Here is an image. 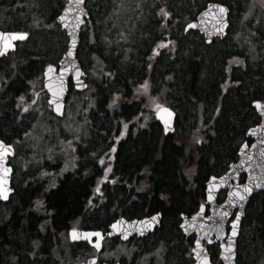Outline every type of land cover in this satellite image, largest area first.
Masks as SVG:
<instances>
[{
	"label": "trees",
	"instance_id": "obj_1",
	"mask_svg": "<svg viewBox=\"0 0 264 264\" xmlns=\"http://www.w3.org/2000/svg\"><path fill=\"white\" fill-rule=\"evenodd\" d=\"M6 1L0 2V10L5 9V15L12 20L7 25L8 31L20 32L29 28V23L22 19L21 11L10 7L18 0L8 2V6ZM185 1L189 5L185 13L188 16V12L195 14L202 9V5L208 0ZM234 2L230 0L226 3L234 6ZM157 10L158 5H145L144 17L139 22L131 23L132 33L127 32L120 21L116 25L112 24L109 18L111 15L103 23L94 22L92 29L103 40V47L99 49L101 51L94 53L99 57L97 63H103L102 67L98 65V75L99 71L103 75L100 83H97L98 92H111L107 95L108 99L109 95L126 96L131 89L143 82L150 84L154 101L159 98L161 103L157 104L172 107L177 112V125L178 119L180 123L188 122V134L175 131L174 135L165 136L154 120V105L144 108L143 103H122L112 111H107L110 114L107 117L110 128L102 135L103 145L96 149V163L90 162L89 157H85L81 151L78 154V150L72 157L78 160L79 155L83 156L86 161L80 160L81 162L96 168L94 175L99 177L98 191L107 199L92 215L89 216L88 213V218L80 219L79 223L89 229L106 231L119 216L138 218L160 212L163 214L162 226L158 233L159 239L152 247L164 245L168 258L171 252L175 254V246L179 245L183 250L184 241L176 231L178 212L195 211L204 197L206 181L211 176L224 174L227 167L237 160L241 141H247V129L259 123L252 102L263 101L264 93L256 91L255 86L260 82L252 75L255 71L243 69L245 64L243 67L237 65L242 68L241 74L235 72V66L228 68L226 74L219 68L216 73L219 78L216 79L209 68H206L214 54L195 35L172 31L177 36V55H163L161 62L156 57L150 59L151 42L154 44V41H163L171 34L170 31H161L160 23L148 21ZM232 12L234 13L233 9ZM122 31L126 34L123 43L118 41ZM145 40L150 43L146 44ZM144 44L148 49L145 53ZM221 44L222 42L219 45ZM90 49L91 47L88 48ZM93 51L96 50L92 48L91 52ZM86 52L87 50H83L82 53ZM23 59L30 62L34 57L29 53ZM221 59H225V64L227 63L225 57ZM96 61H92L91 57L89 62L95 64ZM160 63L164 69L156 72ZM16 66V70L13 68V75L20 76L24 66ZM149 66L153 68L150 70ZM168 67H172V70ZM243 75L245 79L250 77L252 82L247 85ZM144 88L150 90L148 85ZM5 90H0V95ZM102 104L107 106L109 103ZM0 114L3 115H0V120L3 121L7 113ZM134 118L137 120H133ZM141 119L145 126L137 123ZM56 125L58 127L59 123L56 122ZM190 138L197 139L190 144ZM25 143L33 152L29 155L26 150L19 149V155L27 168L37 169L22 174L24 180L21 181V186H16L17 190L10 203L3 206L9 209L0 214V264H70L69 260L77 256L75 251L78 248L71 246L65 237H59L54 230L67 226L74 217L86 213L84 201L92 182H72L65 178L57 184L59 187L55 186L57 188L52 190L54 182L41 176V168L57 165L55 159L52 164L44 162L45 154L51 147L47 143H54L55 146L59 145L58 141L44 142L45 149L41 147V152L38 153L35 152L38 147L30 139ZM189 175L192 176L190 180ZM189 182L192 183L193 192L189 191ZM48 189L50 193L43 198L41 190ZM37 201H40L38 203H41V208H35ZM43 211L46 214L44 216L51 215V218L44 217ZM243 227L255 249L258 246L262 249L258 257L250 260L251 264H264V192L251 200ZM249 251L251 253L252 250ZM179 252L176 257L170 256L168 262L185 263L184 254Z\"/></svg>",
	"mask_w": 264,
	"mask_h": 264
},
{
	"label": "rangeland",
	"instance_id": "obj_2",
	"mask_svg": "<svg viewBox=\"0 0 264 264\" xmlns=\"http://www.w3.org/2000/svg\"><path fill=\"white\" fill-rule=\"evenodd\" d=\"M1 1L3 2L4 0H0V2ZM11 1L15 0H7L6 5ZM176 1L178 8L177 19L183 18L182 20L187 23L188 19L194 14L188 12L189 18L186 16L182 17L188 11L189 6L187 5L188 2L185 0H86L85 8L89 13V19L82 30L81 43L78 52L82 53L83 50L89 52V55H87V52L85 54L82 53L81 58H79L82 62L83 68L87 72L89 85L96 87L97 83L99 84L101 81V76H103L101 75V71H99L100 75H98L95 74L93 69V67L99 69V66L102 67L103 63L98 62L90 64L89 62L91 57L94 56V53L103 47L101 35H97L96 31L94 32V29H92L94 22L97 21L98 23H103L107 20L108 15H111L109 18L112 24L116 25L120 21L122 23L120 25L124 24L127 32L132 33L133 29L130 28L131 23L139 22L142 17H144L145 5L150 7L152 5L154 6L165 3L168 4V6H165L171 9L175 8L174 5L176 4ZM225 1L230 2V0ZM231 1L235 2L233 3L234 6H231L234 13H232L231 18L229 19L230 27L228 36L221 41V45H219L221 42L216 41L213 45L209 46V51L214 54V57L208 61L209 66L207 65L206 68H209V71L213 76L218 79L219 76L216 75V73L219 72L217 71L219 68L226 74L228 68L231 69V67L235 66V72H240L241 74L243 71L240 67H243L245 64L243 69L248 68L250 71H255L252 75L260 82L255 86L256 91L264 93V0ZM65 3L64 0H18L16 3L10 5L12 9L21 11L23 21L29 23V28L26 27L25 30L22 29L17 33H27L29 38L27 41L21 43V46L16 51L18 54L16 57L14 55L10 60L7 57L0 60V90L6 89L7 86H5L4 83L8 81L11 82V86L13 85L12 87L8 86L5 93L0 95V113H3V110L6 112L11 110L10 113L14 111L13 114L15 117L13 118H15L17 124H14V126L12 125L7 129H2L4 133L11 138V143H14L15 140H19L18 137H20L19 134L21 132L29 135L30 142L38 147L37 151H35L37 153L38 151L41 152V147L42 149L45 147L44 142L46 141L44 137H49V141L57 140L58 143H62V148H60L59 145H55L53 148L48 149L45 154L46 162L44 163L52 164L55 159L57 165H59V161L62 160L63 166L66 168L74 165L72 155L75 156L77 153V147H79L78 142L84 147L89 145L90 148L95 147L96 144L97 147L103 145L102 135L110 128L108 124L109 120L107 118L110 114L107 111H112L111 109L122 103H118L119 100H116V97L112 95H109L108 101L107 95L111 92L108 94L106 92H98L97 85V94L95 96L89 97V93L85 95L83 93L76 98L78 99L76 101L74 95L70 98L65 110V116L62 119L55 120L59 123L58 127L55 122L51 121V116L49 117L47 114L48 108L42 105L45 97L42 93V86L40 85V73H42L46 64L58 62L66 52L68 43L66 33L58 24H56V18L58 17L59 12L64 8ZM5 13V9L0 10V29L2 31H7V25L12 21L5 15ZM196 15L197 13L194 16ZM148 21L160 23L159 17L156 13H153ZM177 25V30L180 34L182 33L180 32L181 27L184 29L185 25L182 24V26L181 23H177ZM160 29L161 31L164 30V27H162L161 24ZM166 29H168V27H166ZM190 34L193 35L195 33L191 32ZM125 36V31H122L119 35L118 41L123 43L125 41ZM145 43H150V41L146 42L145 40ZM144 46L145 48L143 49V52L145 53L148 49L147 45L144 44ZM167 46L168 51H170L169 44H167ZM239 46H241V48ZM89 47L96 51L91 52V49L88 50ZM19 52L21 53L19 54ZM224 52L226 53L224 54ZM29 53L33 55L34 59L27 62L23 58L28 56ZM232 55L234 56L232 57ZM221 57L227 59L226 64L225 59H221ZM143 59L146 61L145 57H143ZM164 60H167V58ZM17 64L24 66V69L20 72V77L24 78L22 80L19 76L13 75V68L16 70ZM138 64L141 65V62H138ZM163 65L165 66V64ZM162 68V66H157L156 69L157 71H161ZM168 69L172 70V67H168ZM222 71L221 74L223 75L224 73ZM14 73L16 72L14 71ZM243 78L245 79L244 75ZM250 81V77L245 79L247 85ZM211 82H213V80ZM24 86H26V88H24ZM25 89L27 91H32L29 97L28 93L24 92ZM110 89L111 88L108 90ZM35 99L37 100L34 103ZM91 99H95L96 105L95 102H91ZM114 101L117 103L115 104ZM155 101L156 103H143V107L149 108L152 105L155 106V104L160 102L161 99L158 98ZM31 103H33V105ZM102 103L109 104L104 106ZM5 104L8 105L2 108ZM183 115L184 114L182 113V117ZM86 118H90L91 127H85L87 123ZM48 119H50L49 122H51L52 125H50ZM178 124L176 132L179 131L180 133L187 135L188 122L182 121L180 123L178 119ZM80 128L83 129L81 130ZM182 134H179V136ZM88 139L90 143L88 142ZM179 139L182 140L181 138ZM196 139L197 138H190L189 143H195L194 140ZM25 149L32 154L29 147H26ZM14 159L12 165L15 162L16 172L13 176V186L14 188L17 186L18 188L24 180L22 174H26L29 170L35 171L37 168H27V165H24L21 159L18 158V161H15L17 159ZM35 164L39 166L37 163ZM54 165L56 164H53V166ZM47 170L48 169L41 168V176L47 177L49 181L50 173H52V171L49 173ZM53 176L55 177L56 175ZM2 207H0V214H3L9 209L7 207ZM35 208H41V205L35 204ZM240 241L241 262L242 264H251L252 261L250 260L254 257H258V255L261 254L262 249H255V245L251 242L245 227L241 229ZM82 250L84 249H80V251ZM249 250H252L251 253ZM75 254H79V251H75ZM69 262L70 264H74L76 262L75 258L72 257Z\"/></svg>",
	"mask_w": 264,
	"mask_h": 264
},
{
	"label": "water",
	"instance_id": "obj_3",
	"mask_svg": "<svg viewBox=\"0 0 264 264\" xmlns=\"http://www.w3.org/2000/svg\"><path fill=\"white\" fill-rule=\"evenodd\" d=\"M67 3L64 9L59 14L56 19V23L65 30L66 36L68 38L67 50L63 55L62 59L57 65L48 64L44 67L43 71V85L48 94V104L52 107L53 114L56 117H62L65 110V102L68 96L69 82L73 84V88L77 92H84L87 89V84L85 81V72L77 58V49L80 44L81 30L86 23V19L89 17V13L85 8V0L82 3L77 4V0H66ZM220 7L226 9L224 13L219 11ZM228 7L219 3H210L207 7L198 15L197 20L188 24L186 30H197L203 34L206 38V43L211 44L215 38L223 39L227 35L228 28ZM61 17H64L62 20ZM194 25V27H190ZM2 33H11L3 32ZM28 39V34L23 40H15L12 43L15 45L14 48L8 49L0 58L8 55L10 52L16 50V44L20 41ZM75 41V43H73ZM2 43V42H0ZM71 51L72 55H68ZM51 66L52 71H49ZM56 95H53V92ZM259 102L262 107L257 108L256 104ZM57 105H59V110H57ZM252 107L260 118V123L254 127L247 130L246 138L251 140V144L244 143L238 151V161L232 163L229 166L227 173L221 177H210L206 183V204L209 205V215L205 216L206 206L200 208V210L194 214L192 217H183V222L181 223L180 229L186 235H195L196 240L194 248L192 250L193 264H201V260L204 256L208 259V264L210 262V256L203 245L204 240L210 241L211 238H215V241L223 240L227 237L226 244L221 247V260L223 264H236V248L237 239L239 237V232L241 228V222L245 217L246 208L251 200V198L260 192L264 191V102L256 100L252 103ZM172 113L169 124L166 126L164 121L160 119L158 112L156 110V120L161 125L163 132L166 136L172 135L175 132L176 125V113L169 107ZM255 133V134H253ZM1 141V140H0ZM4 143V142H3ZM247 144L248 147L244 148ZM4 145H6L4 143ZM254 145V146H253ZM8 146V145H6ZM14 155L13 148L11 147L10 153L0 161V168H10L11 171L7 177L6 187L9 189L8 198H0V203L8 204L10 198L13 194V189L11 187L13 169L8 165L9 158ZM245 177L243 183H239L241 177ZM247 186L251 188V192L246 195V199L240 201L232 195L236 191L243 192L244 187ZM227 191V198L222 204H217V196L220 192ZM238 209L236 215L239 216V220L236 223V235L232 236V225L233 220L230 224V232L227 235L226 226L227 222L232 215V213ZM227 212L228 215L225 217L222 214ZM156 217L155 221L152 217ZM235 217V218H236ZM147 221V224L141 223ZM161 214H155L148 216L141 220H127L125 218L117 219L113 224L117 225V228H113L112 225L109 228V232L104 234L102 231H85L77 230L81 234V238L78 240H73L71 237V231H69L68 236L71 243H91L93 239H96L92 243V246L100 252L103 248V241L105 239L117 238L119 237L121 241L126 242L129 239L137 236L138 238L147 237L149 234L155 232L156 229L160 228ZM223 228V233L219 234L218 230ZM87 232H99L101 237H93L91 242L83 238V233ZM229 240L232 241L233 252L228 253L225 251V247L228 245ZM196 241L200 242L201 247H197ZM98 242L100 247L97 248L95 243ZM200 253V257H197V253ZM225 256H229V259H224ZM82 264H98L97 258H90L85 263Z\"/></svg>",
	"mask_w": 264,
	"mask_h": 264
},
{
	"label": "flooded vegetation",
	"instance_id": "obj_4",
	"mask_svg": "<svg viewBox=\"0 0 264 264\" xmlns=\"http://www.w3.org/2000/svg\"><path fill=\"white\" fill-rule=\"evenodd\" d=\"M211 2H214V3H218L219 2V3L223 4V5H226L228 7V10H229L228 20L231 18L232 13H233L231 6H233V5H231V4L228 5L226 2H224L222 0H218V1H216V0H213V1L210 0L209 1L208 0L207 2L204 3L205 5H202L203 6L202 9L197 10L198 14L204 8H206L207 5L209 3H211ZM165 5L168 6V4H165V3L164 4H158V10L156 11V14L159 17L160 24L162 25V27H164L163 31L165 33L170 31L171 34L166 36V38L163 41L162 40H159V41L157 40V41H154L155 42L154 44L151 43V45H150L151 48L150 49L152 51V54H151L150 59L156 57L157 60L159 62H161V59L163 58V55L166 56L168 53H170L171 55H174V56L177 55L178 46H177V36L175 34L176 32H178L177 23H181V25L182 24L185 25L184 29H182V27H181V31L180 32H183V34H186V35H191L190 33L194 32L195 34H193V35L197 36L198 38H201V40H203V42L208 47L213 45L214 42H216V41H219V42L223 41L228 36L229 28L227 30V36L224 39H218L216 41L213 40L212 44H207L205 36L202 35L200 32L194 31V30H188V31L186 30V26L189 23H191V22L196 20L198 14L196 16H194V15L197 13V11H196V13L193 16H191L192 18L191 17L189 18L186 14H184V16H182V17L187 16V18H189L188 22L185 23V21L182 20L183 18H181V19L178 18L177 19V17H178L177 1H176V4L174 5L175 8H171L170 9L169 7H166ZM162 10H163V12H162ZM164 12H167L168 15L165 16L163 14ZM166 27H168V29H166ZM229 27H230V22H229ZM172 31L175 32V33L172 34ZM21 43H19L17 45V49H19V47L21 46ZM167 44H169L170 51H168ZM16 54L17 53L14 52V53L8 54L6 57L10 60L11 57H13ZM79 58H81L80 53H79ZM97 59L99 60V57L97 55L92 56V60L94 62ZM159 62H157V63H159ZM96 63H97V61H96ZM155 65H156V63H155ZM157 66H162V64L160 63ZM152 68H153V66H149L150 70ZM93 69H94L95 74H98V68L97 67H93ZM83 70H84L85 75H86L85 80H86V84H87V89L84 92H77V91H75L73 89L72 84L70 82L69 90H68V96H67V100H66V107H67V103H69V100H70L71 97H73V95L75 96V101H76V100H78L76 98L78 96H81L83 93H84V95L89 93L90 94L89 97L95 96L97 94L96 93V87L89 85L87 72H86V70L84 68H83ZM161 71H162V69H161ZM156 72H157V70H156ZM40 74H41L40 75V79H41V84L40 85L42 86V93L44 94V97H45L44 98V103H46V104L43 103L42 105H44V107L46 106V108H48L47 109V114L49 115V117L51 116L50 117V118H52L51 121H53V120L55 121V120H57V118L54 117V114L52 112L51 106L48 104V94H47V92H46V90L44 88V85H43V79H44L43 71ZM20 79L22 80L24 78L20 77ZM4 85L7 86V87L11 86V82L8 81V82L4 83ZM147 85L150 87V90H148V91L145 90V88H144ZM24 88H26V86H24ZM35 88H37V87H35ZM151 90H152V86L150 84H146L145 82H143L142 84H139L138 87H136L135 89H131L130 93L127 94L126 96L120 94V96L117 95L115 97H116V100H119L118 103H146L147 101H152L153 102L154 98H153V96L150 93ZM24 92L28 93V97L32 93V91H30V90L27 91L26 89H25ZM36 100L37 99H35L34 103L36 102ZM91 102L92 103L95 102V105H96L95 99H93V100L91 99ZM114 103H117V102L114 101ZM154 103H155V101H154ZM157 103H161V102H157ZM31 104L33 105V103H31ZM152 108H153L152 110H155L156 106H153ZM10 111H7V112L5 111L7 113L5 119L3 121L0 120V138L3 141H5L6 143H8L9 145H11L13 147V149H14L15 154H14V157L10 160L9 165L13 168V171H14V174H15L16 165H15V162L12 165V161H13L14 158L17 159V160L14 159L15 161H18V158L22 160V158L19 155L18 151H19V149L26 150L25 148L28 147V146L26 145L25 141L29 140V135H27V133L26 134L25 133L19 134L20 135V137H18L19 140L18 141L15 140L14 143H11L12 142L11 138L6 133H4L3 130H2L4 128L7 129L8 127H10L12 125L14 126V124H17L15 118H13V117H15V115L13 114L14 111L12 113H10ZM2 112H3V114H5L4 111H2ZM0 115H1V117H3L2 114H0ZM64 116H65V113H64ZM133 120L136 121L137 119L134 118ZM154 120H155V118H154ZM86 121H87V123H86L85 127L86 128L89 127V126L91 127L90 118H86ZM79 122H78V126H79ZM7 123H8V125H7ZM137 123L141 124V126H145L144 123H143V119L139 120ZM85 127H83V128H85ZM83 128H80V129L82 130ZM12 129H14V128H12ZM24 135H26V136H24ZM44 138H45L46 142L49 141L48 139H50L49 137H47V138L44 137ZM88 142H89V139H88ZM75 143H77V142H75ZM47 144H49V143H47ZM78 144H79V147H77L78 154H79V151H81V153H84L85 157L86 156L89 157V161L90 162L94 161L96 163L97 144H96L95 147H91V148L89 147V145L87 147L82 146L80 144V142H78ZM62 146H63V144L59 143V147L62 148ZM53 147H54V144L52 143L50 148H53ZM26 154L31 155L28 151H27ZM85 157L79 155L78 160H77V158L74 159V165L71 166V167H66L65 168L63 166V162L61 160V161H59V165H54V166L52 165V166H49L48 168H46V169H48L47 171L49 173L52 171V173H50L51 175H50L49 179H51L54 182V187L58 186L57 184L62 182V181H64L65 178L69 179L72 182L75 181V180L79 181V182L81 180V182H88L89 184H90L89 181L92 182L89 185L88 194H87V196L85 198V201H84V206L87 209L86 213H84V215H82V216L80 215V216L74 217L72 222H69L67 224V226H65V227H63V228H61L59 230H54V233L58 234L59 237H63V238L65 237L67 240H68V232L70 230H72L73 228H75L76 230H81L82 229V230H86V231H96V230H98L97 228H90V229L86 228V226L82 225V223H79V221H80V219L88 218V213H89V216L92 215V213L98 209V206L100 204H103V203L107 202V199H106V197L105 198L103 197L102 192L99 193V191H98V178L99 177L97 175H94V173L96 172V168H94L92 166H88L86 164V162L84 163V162L80 161V160L86 161L84 159ZM53 175H56V176L54 177ZM45 178H47V177H45ZM191 178H192V176L189 175V180ZM207 181H206V183H207ZM244 181H245V177L240 179L239 183H243ZM206 183H205L204 197L200 201V204L196 208V210L194 211L192 209L191 211H187V212L186 211H180V212H178V214L176 216V219L178 220V223H177V226H176L177 227L176 231L181 236V239L184 241V245L182 246L183 250L179 247V245L175 246L173 248V249L176 248L174 250L175 254H174V252H171L169 254L168 258L170 256H174V255L176 257L177 254H180L179 251H181L184 254V260H185V263H183V264H193L194 263L192 250L194 248L196 237L194 235L186 236L182 232V230L180 229V226H181V223L183 222V217H185V216L188 217V218L192 217L195 213H197L200 210L201 206H204V205L206 206L205 216L209 215V205L206 204ZM54 187L52 188V190H55L57 188V187H55V188ZM14 189L17 190L16 187ZM189 191L193 192L192 183L191 182H189ZM49 193H50V189L41 190L40 195H42L43 198H45V195L49 194ZM227 194H228L227 191L220 192L218 194V196H217V204L220 205L223 202H225V200L227 198ZM38 202H40V201H37L36 204H39ZM237 213H238V209L235 210L232 213V215L230 216V218H229V220L227 222V226H226L227 234L229 233L230 228H231L230 224L235 219ZM42 214H43V216L46 215L45 211H43ZM155 214H161V221H160V228L156 229L154 233L149 234L147 237H144V238H138L137 236H134L133 238L129 239L126 242L121 241V239L119 237L111 238V239H105L104 242H103V249L99 253L92 246V243L95 240H93L91 243L85 242V243H78V244H71L68 241V243L71 246L77 247L78 248L77 251H79V254H76L77 255L75 257V261L76 262L74 264H82V263L86 262L89 258H93V257L98 259V263L99 264H180L179 261H176L174 263L173 262L172 263L168 262L167 248L164 245H156V246L152 247V244L156 243V240L159 239L158 233L161 230L162 218H163V214L162 213L159 212V213H155ZM155 214H150V215L148 214V215L141 216V217H138V218H128V217H124V218H126L128 220H135V219L141 220L143 218H146L148 216H152V215H155ZM44 217H46L47 219H50L51 215H47V216H44ZM120 217H123V216H119L118 218H120ZM118 218H116V219H118ZM108 231H109V227H108V230L104 231V233L106 234ZM210 241H211V243H209L208 240H204L203 241V245L206 247V249H207V251L209 253L211 264H223L222 260H221V257H220V255H221V247H222V245L226 244L227 237H225L223 240H218V241H215V238H211ZM262 248H264V245L262 246ZM80 249H84V250L80 251ZM256 249L259 250V246L256 247ZM236 264H242V262H241V241H240V236L237 239Z\"/></svg>",
	"mask_w": 264,
	"mask_h": 264
},
{
	"label": "snow or ice",
	"instance_id": "obj_5",
	"mask_svg": "<svg viewBox=\"0 0 264 264\" xmlns=\"http://www.w3.org/2000/svg\"><path fill=\"white\" fill-rule=\"evenodd\" d=\"M82 2H83V0H77V4H80ZM219 11L221 13H224L226 11V9L223 7H220ZM162 12H163V10H162ZM163 14L165 16L168 15L167 12H164ZM61 19L63 20L64 17H61ZM190 27H194V25H190ZM26 36H27V33H2V32H0V42H2V43H0V55H3L8 49L14 48L15 45L12 43V41L23 40L26 38ZM73 43H75V41H73ZM68 55H72L71 51H69ZM49 71H52L51 66L49 67ZM53 95H56L55 91L53 92ZM256 107L261 108L262 105L259 102H257ZM156 109H157L158 115L160 116V119L163 120L165 125L167 126L169 124L171 116H172L171 111L169 109L163 107L162 105H159V104L156 105ZM57 110H59V105H57ZM126 127H127V125H125V128ZM253 134H255V133H253ZM247 147H248V145L245 144L244 148H247ZM10 151H11V146L10 145L6 146V145H4V143L2 141H0V161H2L4 159V157H6L10 153ZM261 154L264 155V152H262ZM10 171H11V169L7 168V167L0 168V198H3V199L8 198L9 189L6 187V185H7V177H8V174L10 173ZM250 192H251V188L245 186L243 189V192L236 191V192L232 193V195L234 197H236L237 199H239L240 201H243L246 199L245 194H248ZM201 207L203 210V206H201ZM222 215L226 217L228 215V213L225 212ZM155 219H156L155 216L152 217L153 221H155ZM238 220H239V216H237L235 218V220L233 221L232 236L236 235V223L238 222ZM141 223L147 224L148 222L143 221ZM112 227L117 228V225L113 224ZM218 232H219V234H222L223 228L221 227L218 230ZM82 235H83L84 239H87L90 242H91L93 237H97V238L101 237V233H99V232H87V233H83ZM71 237L73 240H78L81 238V234L75 228H73L72 232H71ZM209 243H211V241H209ZM196 244H197L198 248L201 247L199 241H196ZM95 246L97 248H99L100 244L98 242H96ZM222 247H223V245H222ZM225 251L228 253L233 252L231 240H229L228 245L225 247ZM200 255L201 254L198 252L197 257L199 258ZM224 259H229V256H225ZM201 264H208V259L206 256H204V258L201 260Z\"/></svg>",
	"mask_w": 264,
	"mask_h": 264
},
{
	"label": "bare ground",
	"instance_id": "obj_6",
	"mask_svg": "<svg viewBox=\"0 0 264 264\" xmlns=\"http://www.w3.org/2000/svg\"><path fill=\"white\" fill-rule=\"evenodd\" d=\"M114 65V64H113ZM119 76V75H118ZM126 83V82H125ZM4 132V131H3ZM95 157V156H94ZM131 206V205H130ZM248 254V253H247Z\"/></svg>",
	"mask_w": 264,
	"mask_h": 264
}]
</instances>
